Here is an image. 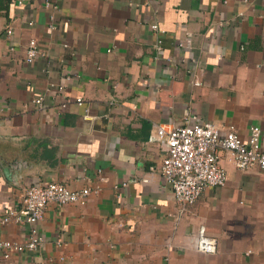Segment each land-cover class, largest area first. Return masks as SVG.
<instances>
[{"label":"crops","instance_id":"crops-1","mask_svg":"<svg viewBox=\"0 0 264 264\" xmlns=\"http://www.w3.org/2000/svg\"><path fill=\"white\" fill-rule=\"evenodd\" d=\"M197 121L242 140L258 127L264 152V0H0V221L28 187L99 188L47 205L39 249L0 264H264L256 169L220 153L224 186L177 215L149 136ZM200 226L214 254L197 251ZM25 239L0 223V240Z\"/></svg>","mask_w":264,"mask_h":264},{"label":"built area","instance_id":"built-area-1","mask_svg":"<svg viewBox=\"0 0 264 264\" xmlns=\"http://www.w3.org/2000/svg\"><path fill=\"white\" fill-rule=\"evenodd\" d=\"M22 1L25 0H17V3L21 4ZM43 6L47 8L48 3L44 2ZM150 28L157 31L154 24L150 25ZM5 34L9 35L10 30L6 29ZM155 48L160 50L161 39H157ZM38 54L34 40H29L24 48L25 63H31ZM32 102L39 107L41 98L38 97ZM75 103L77 106L82 105L80 99H75ZM260 135V128L250 127L247 138L242 140L231 127L220 134L217 127L205 121L169 130L157 127L154 134L149 136V141H159L165 147L160 172L163 181L170 187L177 215L182 214L196 201L203 188L224 186L226 175L218 165L220 153L229 157L237 171L256 169L258 175L264 178V152L260 149ZM98 192V187L68 190L59 183L24 189L20 209H7L0 223L11 221L23 225L26 229V239L23 243L0 240V259L7 260L12 253L34 252L39 249L42 238L37 231V225L47 205L83 206L89 195ZM197 233V251L214 254L215 239L205 235L203 226L198 228Z\"/></svg>","mask_w":264,"mask_h":264}]
</instances>
